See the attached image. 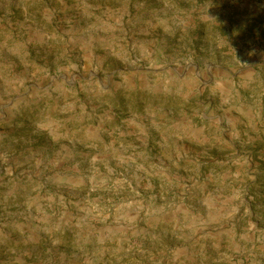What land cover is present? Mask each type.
Masks as SVG:
<instances>
[{"label":"rangeland","instance_id":"374dc122","mask_svg":"<svg viewBox=\"0 0 264 264\" xmlns=\"http://www.w3.org/2000/svg\"><path fill=\"white\" fill-rule=\"evenodd\" d=\"M0 264H264V0H0Z\"/></svg>","mask_w":264,"mask_h":264}]
</instances>
